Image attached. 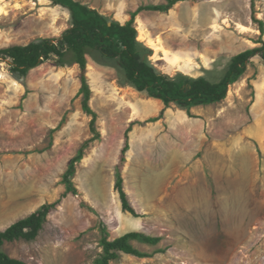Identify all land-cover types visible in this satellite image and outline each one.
I'll use <instances>...</instances> for the list:
<instances>
[{
	"label": "rangeland",
	"instance_id": "1",
	"mask_svg": "<svg viewBox=\"0 0 264 264\" xmlns=\"http://www.w3.org/2000/svg\"><path fill=\"white\" fill-rule=\"evenodd\" d=\"M127 23L141 6L166 0H76ZM226 22L224 23V21ZM264 0H184L168 12L144 10L134 26L145 57L171 79H222L233 56L262 45ZM160 35L191 64L173 67L139 39ZM221 26L214 29L213 25ZM72 26L68 8L52 0H0V49L49 38ZM245 27L246 29H244ZM87 69L72 53L57 56L21 79L0 59V232L65 194L34 241L7 242L27 264H92L101 240L137 231L157 244L132 241L148 257L121 254L111 264H264V62L254 56L224 100L191 109L138 91L118 60L97 50ZM91 90L83 108L82 77ZM124 190L138 216L123 210Z\"/></svg>",
	"mask_w": 264,
	"mask_h": 264
},
{
	"label": "trees",
	"instance_id": "2",
	"mask_svg": "<svg viewBox=\"0 0 264 264\" xmlns=\"http://www.w3.org/2000/svg\"><path fill=\"white\" fill-rule=\"evenodd\" d=\"M54 3L68 8L72 16V26L60 39L44 38L26 45H14L0 49V59H11V70L21 79H24L31 70L41 66L52 57L64 58L66 53H72L75 64L81 69H87V53L97 50L108 59L118 60L125 71L127 80L140 92H146L150 97L161 100L165 107L175 103L181 107L191 109L197 106L211 105L224 100L229 86L235 83L247 70L248 62L256 55L261 56L264 62V41L260 47L245 50L232 57L228 69L222 79L212 82L204 77L191 78L180 75L177 79H171L159 72L145 57L147 49L137 40V29L134 26L135 18L144 10L168 12L177 3L184 0H166L167 4L141 6L132 13L131 19L125 23L111 21L108 17L76 0H52ZM261 22V30H263ZM84 94L83 108L93 115L91 122L94 126L97 115L89 105L91 90L82 77ZM130 148L127 135L122 150L121 163L117 167L115 189L120 195L123 210L138 216L130 203L128 194L124 190V178L121 169L126 161L125 154ZM83 158L81 150L73 159L70 169L64 177L67 190L61 199L51 204H44L29 216L13 223L0 232V264H27L23 260L9 256L2 247L7 242L19 240L34 241L43 229L48 216L62 203L64 197L72 193L77 194V189L71 176L74 174L75 163ZM147 244H157L159 237L145 233L132 231L116 239H109L106 230L101 240L103 255L92 264H111L113 260L120 258L121 254H130L138 257H148L135 248L132 241Z\"/></svg>",
	"mask_w": 264,
	"mask_h": 264
},
{
	"label": "bare ground",
	"instance_id": "3",
	"mask_svg": "<svg viewBox=\"0 0 264 264\" xmlns=\"http://www.w3.org/2000/svg\"><path fill=\"white\" fill-rule=\"evenodd\" d=\"M226 22V20L224 21V23ZM221 24L220 23H216L213 25V28L216 29L218 27H220ZM143 24L140 23V37L139 39L147 42V44L156 51L161 52L164 60H166L170 65H172L173 67H179V66H183V64L185 63H189L191 64V59L189 58H184L180 55H178L176 52L170 50L169 48H167L164 45L163 39L160 35H157L155 37H151L149 35H147V31L143 29ZM244 29H246L245 27H243Z\"/></svg>",
	"mask_w": 264,
	"mask_h": 264
}]
</instances>
